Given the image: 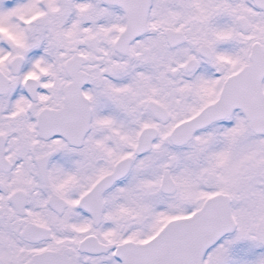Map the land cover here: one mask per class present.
Segmentation results:
<instances>
[{
    "label": "snow or ice",
    "instance_id": "snow-or-ice-1",
    "mask_svg": "<svg viewBox=\"0 0 264 264\" xmlns=\"http://www.w3.org/2000/svg\"><path fill=\"white\" fill-rule=\"evenodd\" d=\"M0 264H264V0H0Z\"/></svg>",
    "mask_w": 264,
    "mask_h": 264
}]
</instances>
